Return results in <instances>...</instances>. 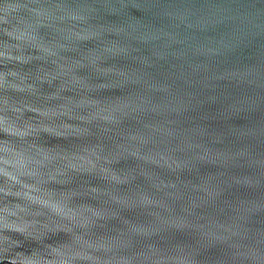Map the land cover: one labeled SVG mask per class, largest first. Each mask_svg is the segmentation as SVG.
<instances>
[{
	"label": "water",
	"instance_id": "obj_1",
	"mask_svg": "<svg viewBox=\"0 0 264 264\" xmlns=\"http://www.w3.org/2000/svg\"><path fill=\"white\" fill-rule=\"evenodd\" d=\"M6 4L0 155L56 213V254L242 264L264 242V0Z\"/></svg>",
	"mask_w": 264,
	"mask_h": 264
},
{
	"label": "clouds",
	"instance_id": "obj_2",
	"mask_svg": "<svg viewBox=\"0 0 264 264\" xmlns=\"http://www.w3.org/2000/svg\"><path fill=\"white\" fill-rule=\"evenodd\" d=\"M10 10L15 11V8L7 4L0 9V25L8 24ZM38 140H47L49 146L52 140L65 141L49 139L46 134ZM12 160L10 154L0 155V184L4 185L0 187V260L12 256V264H67V259L57 255L49 245V239L58 227L56 213L40 199L17 195L31 190H25L18 182L26 177ZM40 169L43 170L40 171L41 180L51 179V170L47 167ZM238 260L242 264H264V242L254 248L240 250Z\"/></svg>",
	"mask_w": 264,
	"mask_h": 264
}]
</instances>
